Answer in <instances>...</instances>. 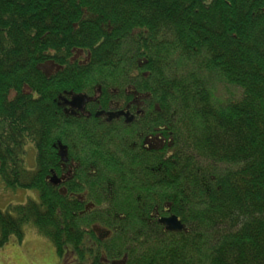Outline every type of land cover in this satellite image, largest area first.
<instances>
[{
  "label": "trees",
  "instance_id": "16d2710c",
  "mask_svg": "<svg viewBox=\"0 0 264 264\" xmlns=\"http://www.w3.org/2000/svg\"><path fill=\"white\" fill-rule=\"evenodd\" d=\"M218 82L239 95L220 98ZM129 84L149 92L158 142L73 188L102 206L84 214L47 179L51 144L102 137L53 99ZM0 178L39 194L0 210V245L33 223L59 257L92 246L91 264H264V0H0ZM168 215L184 229L164 230Z\"/></svg>",
  "mask_w": 264,
  "mask_h": 264
},
{
  "label": "flooded vegetation",
  "instance_id": "af4514ba",
  "mask_svg": "<svg viewBox=\"0 0 264 264\" xmlns=\"http://www.w3.org/2000/svg\"><path fill=\"white\" fill-rule=\"evenodd\" d=\"M48 65L51 67L54 64L45 63L42 68L47 73L54 72L55 69L47 70ZM58 69L57 67L56 70ZM77 98H83L80 107H78L80 101H75ZM53 101L65 115L93 119L86 122L85 127L95 129V133L102 137L101 142L93 141L94 139L91 138L89 141L78 145L71 144L69 150L60 141L51 144V147L56 151L59 163L57 167L49 169L47 179L54 186H63L66 183L67 189L72 190L68 191L71 200L78 202L73 205V208L86 214L102 206L101 204L96 206L94 202H89L84 189L77 192L73 188L79 186L85 188L87 186L85 179L98 176L102 179L105 174L111 173V169L117 166L116 163L120 164L114 160L113 154H115V158H125L128 153L137 154L139 147L143 150L152 151L158 142L159 138L155 142L152 133L151 108L149 107L152 99L149 92L137 91L133 85L129 84L125 85L123 90L120 87L107 86L106 90L95 87L92 94L64 91ZM157 131H161V127H158ZM160 134L164 133L160 132ZM161 142L164 145V139H161ZM60 145L63 147L62 150ZM60 152H64L63 155H60ZM119 166L121 167V165ZM57 169L59 172L56 171ZM52 178L54 181H51ZM100 179L90 183H100ZM92 229L100 241L111 236L112 231L110 230L109 233L108 229L99 224L93 223ZM163 229L165 230L164 226ZM90 247L92 250L84 255L83 260L72 247L69 248L62 257L58 256L60 264H80L81 261L85 264H91L97 254L92 246ZM98 258L103 264H126V255L113 260Z\"/></svg>",
  "mask_w": 264,
  "mask_h": 264
},
{
  "label": "rangeland",
  "instance_id": "374dc122",
  "mask_svg": "<svg viewBox=\"0 0 264 264\" xmlns=\"http://www.w3.org/2000/svg\"><path fill=\"white\" fill-rule=\"evenodd\" d=\"M47 66V70H56L55 65ZM240 90L224 82H218L216 94L220 98L238 96ZM25 167L34 170L36 167L35 147L33 144L25 146ZM32 200L39 202V194L34 189L12 188L0 178V210L8 211L9 207L25 204ZM21 239L11 235L5 244L0 245V264H60L53 242L42 235L33 223L22 227Z\"/></svg>",
  "mask_w": 264,
  "mask_h": 264
},
{
  "label": "water",
  "instance_id": "95a60500",
  "mask_svg": "<svg viewBox=\"0 0 264 264\" xmlns=\"http://www.w3.org/2000/svg\"><path fill=\"white\" fill-rule=\"evenodd\" d=\"M75 101H80L79 102V106H81V103L83 101V98H77L75 99ZM62 146L60 145V149L62 150ZM64 152H60V155H63ZM51 181H54V178L51 179ZM158 222L160 224H162L165 227V230L168 231H181L184 229V225L183 223L180 221V219H178V217L176 215H170V216H166V217H161L158 219Z\"/></svg>",
  "mask_w": 264,
  "mask_h": 264
}]
</instances>
